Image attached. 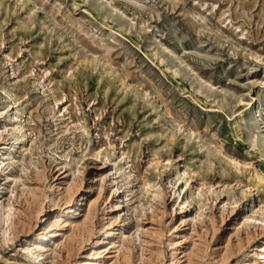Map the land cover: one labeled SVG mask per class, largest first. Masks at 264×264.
Segmentation results:
<instances>
[{"label": "rangeland", "instance_id": "obj_1", "mask_svg": "<svg viewBox=\"0 0 264 264\" xmlns=\"http://www.w3.org/2000/svg\"><path fill=\"white\" fill-rule=\"evenodd\" d=\"M62 212L42 264H264V0H0V264Z\"/></svg>", "mask_w": 264, "mask_h": 264}, {"label": "bare ground", "instance_id": "obj_2", "mask_svg": "<svg viewBox=\"0 0 264 264\" xmlns=\"http://www.w3.org/2000/svg\"><path fill=\"white\" fill-rule=\"evenodd\" d=\"M111 198H112V195L108 194L105 197V201L109 202V201H111ZM69 221H70V217L66 213L62 212V213H59L57 216H55L53 218V220L49 223V225L43 230V232L40 235L35 236L31 241H29V243L26 246L23 247V253H24L23 255L26 257V259L30 262L35 263V264H42L43 254H41V255L39 254V249H40V243L43 240H48L46 233L49 232L50 230H53L55 227L61 225L60 224L61 222L64 224H67ZM56 233L57 232H52L53 235ZM53 235H51V236H53ZM44 249H46V248H44ZM262 250H264V247L261 249V251ZM45 251H47V250H45ZM261 251L258 250L257 254L261 253Z\"/></svg>", "mask_w": 264, "mask_h": 264}]
</instances>
